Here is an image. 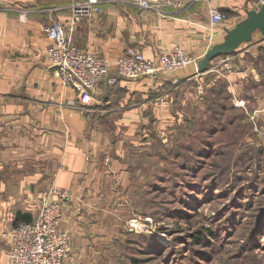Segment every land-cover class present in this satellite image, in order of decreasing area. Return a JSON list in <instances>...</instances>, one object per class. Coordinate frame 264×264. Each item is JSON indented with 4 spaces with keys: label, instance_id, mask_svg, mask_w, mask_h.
Segmentation results:
<instances>
[{
    "label": "crops",
    "instance_id": "crops-1",
    "mask_svg": "<svg viewBox=\"0 0 264 264\" xmlns=\"http://www.w3.org/2000/svg\"><path fill=\"white\" fill-rule=\"evenodd\" d=\"M73 1L0 0V264H11L9 241L2 233L37 217L40 192L52 182L66 193L60 227L71 233V246L64 264H97L117 234L113 216L127 199L124 189L131 172L125 144L129 139L111 136V125L119 128L136 122L142 117L138 110L144 107L171 106L178 83L196 70L189 64L182 71L120 78L113 85L104 80L96 88L93 106L69 105L75 90L47 64L45 49L50 40L45 28L57 20L72 22ZM99 1L100 12L75 22L71 34L80 48L109 61L129 46L152 58L175 45L200 60L225 39L228 29L247 17L249 9L256 8L251 0H196L183 6L160 3L150 9L130 0ZM211 8L230 16L213 25ZM233 57L239 66L225 71V90L240 95V85L252 81L246 96L255 103L252 109L263 114L261 32L254 31L235 54L219 56L217 62L222 68ZM159 110L158 116H163ZM16 213L25 219H16Z\"/></svg>",
    "mask_w": 264,
    "mask_h": 264
},
{
    "label": "rangeland",
    "instance_id": "rangeland-1",
    "mask_svg": "<svg viewBox=\"0 0 264 264\" xmlns=\"http://www.w3.org/2000/svg\"><path fill=\"white\" fill-rule=\"evenodd\" d=\"M217 57L178 83L163 116L144 107L136 122L111 125L129 139L131 172L97 264H264V113L246 96L252 81L240 95L225 90L237 57L222 68Z\"/></svg>",
    "mask_w": 264,
    "mask_h": 264
},
{
    "label": "built area",
    "instance_id": "built-area-1",
    "mask_svg": "<svg viewBox=\"0 0 264 264\" xmlns=\"http://www.w3.org/2000/svg\"><path fill=\"white\" fill-rule=\"evenodd\" d=\"M130 1L142 9H150L160 3L183 6L196 0ZM70 7L72 22L65 24L57 20L45 28V34L50 40L45 49V57L48 66L60 77L62 83L75 90V97L68 101L71 106L77 105L84 109L93 106L96 88L104 80L113 85L120 78L135 79L142 75L153 76L174 71L189 64L197 66L198 58L179 45L168 50L162 49L152 58L146 57L140 48L129 46L112 61L89 49L84 50L73 41V25L86 16L100 12V1L74 0ZM209 13L213 25L220 24L227 18L218 8H211ZM21 14L24 17L26 10L22 9ZM40 194L37 217L26 223H18L2 233L9 241L10 250L7 255L11 264L65 263L64 259L71 245V233L60 227L65 190L52 182L44 186ZM130 222L136 220L131 219Z\"/></svg>",
    "mask_w": 264,
    "mask_h": 264
},
{
    "label": "water",
    "instance_id": "water-1",
    "mask_svg": "<svg viewBox=\"0 0 264 264\" xmlns=\"http://www.w3.org/2000/svg\"><path fill=\"white\" fill-rule=\"evenodd\" d=\"M259 30L264 35V2L257 8L249 9L247 17L237 22L227 30L223 41L214 44L197 62L195 75L210 69V60L221 54H228L237 49L242 42L252 38L254 31Z\"/></svg>",
    "mask_w": 264,
    "mask_h": 264
},
{
    "label": "trees",
    "instance_id": "trees-1",
    "mask_svg": "<svg viewBox=\"0 0 264 264\" xmlns=\"http://www.w3.org/2000/svg\"><path fill=\"white\" fill-rule=\"evenodd\" d=\"M20 218L25 219V215L24 214H21V213H16V219H20Z\"/></svg>",
    "mask_w": 264,
    "mask_h": 264
}]
</instances>
